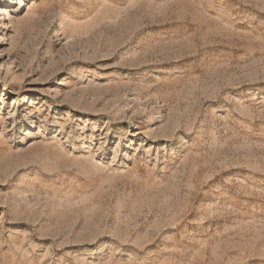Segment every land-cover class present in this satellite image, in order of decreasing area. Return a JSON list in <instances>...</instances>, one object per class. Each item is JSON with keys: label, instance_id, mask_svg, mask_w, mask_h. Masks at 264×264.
<instances>
[{"label": "rangeland", "instance_id": "rangeland-1", "mask_svg": "<svg viewBox=\"0 0 264 264\" xmlns=\"http://www.w3.org/2000/svg\"><path fill=\"white\" fill-rule=\"evenodd\" d=\"M8 1L0 264H264V0Z\"/></svg>", "mask_w": 264, "mask_h": 264}, {"label": "bare ground", "instance_id": "bare-ground-1", "mask_svg": "<svg viewBox=\"0 0 264 264\" xmlns=\"http://www.w3.org/2000/svg\"><path fill=\"white\" fill-rule=\"evenodd\" d=\"M8 3L12 5L14 3V0H10V1H8Z\"/></svg>", "mask_w": 264, "mask_h": 264}]
</instances>
